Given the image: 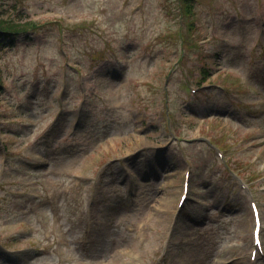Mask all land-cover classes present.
<instances>
[{
    "label": "rangeland",
    "instance_id": "374dc122",
    "mask_svg": "<svg viewBox=\"0 0 264 264\" xmlns=\"http://www.w3.org/2000/svg\"><path fill=\"white\" fill-rule=\"evenodd\" d=\"M0 16L37 25L0 44V264H264V0H0Z\"/></svg>",
    "mask_w": 264,
    "mask_h": 264
},
{
    "label": "trees",
    "instance_id": "16d2710c",
    "mask_svg": "<svg viewBox=\"0 0 264 264\" xmlns=\"http://www.w3.org/2000/svg\"><path fill=\"white\" fill-rule=\"evenodd\" d=\"M192 1V0H191ZM192 5H188L186 9L183 11V13L189 17L191 14ZM193 25V23L191 22ZM36 23L33 21H19L15 20L13 18H4L0 16V44L6 42V44L10 45L14 42V39H16L21 34H26L30 30L36 29ZM209 70L203 68L201 70L200 75L201 80L205 81L210 75L208 73ZM3 88V80L0 75V92Z\"/></svg>",
    "mask_w": 264,
    "mask_h": 264
}]
</instances>
